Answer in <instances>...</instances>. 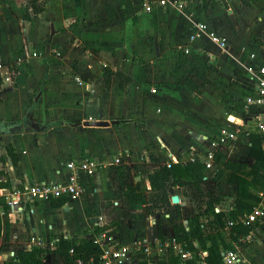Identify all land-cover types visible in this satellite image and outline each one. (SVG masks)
<instances>
[{"label": "crops", "instance_id": "crops-1", "mask_svg": "<svg viewBox=\"0 0 264 264\" xmlns=\"http://www.w3.org/2000/svg\"><path fill=\"white\" fill-rule=\"evenodd\" d=\"M43 1V10L34 15L27 0H0L1 71L11 68L13 73L0 86V123L20 122L37 98L29 118L54 124L44 132L25 127L10 134L14 165L0 142L1 264L14 260L21 249L53 248L60 237L90 239L110 229L119 230L118 240L123 237L130 244L146 221V229L155 223L141 202L129 210L131 217H124L121 194L133 179L147 185L148 173L160 166L184 165L196 156L202 162L207 143L222 129L236 124L252 131L257 118L264 119V105L245 104L252 84L243 69L250 54L254 63L264 64V47L248 41L250 33L264 37V0H216L211 7L202 3L203 9L191 0L184 10L153 4L150 12L144 11L143 0ZM245 16L256 20L252 28ZM197 22L224 36L228 48L218 49L205 36L190 42ZM170 51L176 54L174 60L166 57L171 58ZM103 68L128 82L120 88V81L112 78L105 88ZM82 70L88 81L77 76ZM196 72L205 76L204 83ZM188 79L197 89L187 86ZM231 143L228 149L227 143L220 146L227 159L252 162L247 138L239 136ZM83 159L95 167L91 175L80 174L84 191L78 199L56 209L49 201L29 200L20 208L6 203L14 188L64 182L65 163ZM231 187L227 185L233 193ZM172 191L170 197L178 201L171 208L189 200L181 189ZM231 204L219 208L226 213ZM110 205L114 227L106 222ZM160 211L161 219L170 218L169 212ZM163 225L167 228L168 220ZM225 233L224 248L237 250L249 264H264V223L246 243L232 241L227 229ZM49 257V264H55L53 257L64 264L58 254Z\"/></svg>", "mask_w": 264, "mask_h": 264}, {"label": "trees", "instance_id": "trees-1", "mask_svg": "<svg viewBox=\"0 0 264 264\" xmlns=\"http://www.w3.org/2000/svg\"><path fill=\"white\" fill-rule=\"evenodd\" d=\"M27 5L34 15L40 13L45 2L43 0H27ZM206 6V5H205ZM197 78L204 83L206 78L204 75L196 72ZM103 85L109 88L112 78L118 79L119 87H123L124 82H128L129 78L122 74L111 71L109 68L102 70ZM2 79L0 77V86ZM186 84L191 89H197V85L190 79L186 80ZM248 152L247 156L251 159V163L243 161H231L226 155L216 150L214 152V164L217 166L218 172L223 174L226 184L236 186V196L231 204V210L223 213H216L214 207L221 201V198L212 192L204 194L202 183L205 178L204 165L199 160L188 161L184 165L180 163H171L169 165L160 166L149 172L147 175V186L144 181L140 180L134 184L126 186L122 191V206L124 217H130L129 210L137 203L141 202L145 205V214L153 215L155 212L170 206L169 190L174 187H189L194 194L207 198L204 202L205 210L203 214L211 216L208 224L201 222L203 214L197 213L188 220V225L183 223L174 225L173 237L177 245H179L185 253L191 255L190 258H183L181 262L178 258L171 257L168 261L156 264H196L201 261L203 264H223L220 255L221 247H228L224 244L218 231L210 230L205 234L204 229L208 226L217 224L222 230H225V223L229 220L236 219L237 216L251 212L260 202L258 192L264 187V134L251 132L248 134ZM5 155L10 159L12 164H16L17 156L11 143L5 146ZM69 199L62 196L49 200L50 207L53 209L62 207ZM179 215V206L175 205ZM106 222L109 227L116 225L115 210L110 205L106 211ZM1 224V217H0ZM254 229L235 225L229 228L228 236L232 241H237L239 237L246 236ZM160 235V228H159ZM163 233V230H162ZM72 253H69V251ZM200 253L203 255L200 258ZM48 254H58L64 264H74L75 259H81L84 262L92 260L95 264L99 263L100 250L93 240L86 238L60 237L55 242L54 247L47 248L31 247L21 249L17 252L14 260L5 264H44V260Z\"/></svg>", "mask_w": 264, "mask_h": 264}, {"label": "built area", "instance_id": "built-area-1", "mask_svg": "<svg viewBox=\"0 0 264 264\" xmlns=\"http://www.w3.org/2000/svg\"><path fill=\"white\" fill-rule=\"evenodd\" d=\"M191 0H143V9L145 12H150L152 10L153 4L160 8L172 7L176 10H184ZM191 34L189 35V41L192 42L200 36H205L209 42H211L218 49L226 50L228 48V40L224 36H219L214 34L205 23L197 22L191 27ZM184 54H188L187 49L182 50ZM255 57L253 54L249 55V62L244 66V71L246 73L247 79L252 84V93L247 94L245 97V104L247 106L260 107L264 105V64L254 63ZM0 64V77L2 79V84L5 79H3V73L1 71ZM8 73V69H5ZM8 80V79H7ZM151 93H156V89L152 88ZM256 125L252 131H244L241 129L242 125H236L228 127L226 130H221L220 133L211 139L207 143V150L204 155V160L202 161L204 168L206 170H211L214 165V152L220 150V146L225 145L227 142H234L239 136H244L248 139V134L251 132L264 134V119L258 117ZM229 122V120H228ZM195 159L191 160L194 161ZM67 169L66 179L62 183H50L46 181L33 182L30 186L24 187V189L19 190L14 188L6 195V203L12 207H19L21 203H26L29 200L33 202H47L54 198L66 197L70 200L78 199L84 191L83 181L80 179V174L91 175L94 172V163L89 159H83L79 162L77 161H67L65 163ZM206 178V177H205ZM204 178V180H205ZM214 185V184H212ZM214 193V192H212ZM260 202L255 206L251 212L239 215L234 220H229L225 223V229L229 230L230 227L235 225H241L252 229L248 235L241 236L236 242L246 243L250 240L252 233L257 230V228L264 223V187L258 192ZM26 197V200L23 199ZM170 197V204H171ZM232 208L230 207L228 211ZM216 213L223 212L218 205L214 207ZM155 223H153L154 225ZM113 229L104 230L95 234L90 240H93L97 244L100 250V257L98 264H153L157 263L154 260H150L149 257L156 256L158 251L147 247L141 250L142 241L134 239L131 244H123L118 240V237L112 235ZM156 238V236H155ZM157 240V238H156ZM135 243H138L136 247ZM156 248L160 245L156 241ZM165 247H176L178 246L173 237V232L169 238L166 239ZM35 247V246H32ZM69 253H72L70 250ZM220 255L223 264H249V261L241 256L237 250H232L228 248H220ZM185 258H189V254L184 255ZM45 262V260L43 261ZM74 264H95L92 260L84 262L81 259H75Z\"/></svg>", "mask_w": 264, "mask_h": 264}, {"label": "rangeland", "instance_id": "rangeland-1", "mask_svg": "<svg viewBox=\"0 0 264 264\" xmlns=\"http://www.w3.org/2000/svg\"><path fill=\"white\" fill-rule=\"evenodd\" d=\"M208 3V7H211L212 5H214L216 3V0H198V3L200 4L201 8L203 9L202 3ZM138 3V2H137ZM229 16V15H228ZM247 25L252 28L253 27V21L256 22V20H253L251 22V18L245 16L244 17ZM225 20V17L222 15V21ZM210 28L212 29V26L210 24ZM257 36V37H256ZM263 38V39H262ZM241 39V36H239V40ZM264 37H262V35H255L254 33H250V38H249V42L252 44L255 43L257 46L259 47H264ZM171 55L170 56L166 55V57L168 58V60H174L176 54L175 52H169ZM239 56V55H238ZM237 56V57H238ZM194 68V67H193ZM8 75L12 76L13 73L11 72V68L8 69V73L7 72H3V77H8ZM79 77H81V79L83 81H88V78L85 74V70H82L81 72L78 73ZM185 81V80H184ZM6 83V82H5ZM9 83V82H7ZM0 142H2V136L0 135ZM233 144L231 142H227V149L230 147V145ZM241 154V153H240ZM195 160H199V157L196 156ZM243 162H247L246 159L242 160ZM204 174H205V180H203L202 183V188H204V194H207V192H214L216 195H218L221 198V201L217 204L219 205V207H221L222 209L224 208L225 210L227 209V207L229 206V204H231V202H233L235 196H236V186L234 185H230L232 186L230 188V190L232 189L233 193L231 191H229L227 188V184L224 181V176L223 174L219 173L217 170V166L214 164L213 167L211 168V170H206L204 168ZM133 184L138 182V181H134V179L132 180ZM214 184V185H212ZM144 186H147L146 184ZM174 188H178V187H174ZM173 188H171L169 190V194L172 195L174 194V192L172 191ZM181 189L180 194L184 197H188L189 200H186L183 202V204L179 205V215H177V210L173 207L171 208V206L167 207L164 209V212H169L170 218H164L161 219L160 218V214L162 211H157L153 214L154 219H155V224L151 225L149 229H146V225H148V222L146 221L144 224V229L142 228V230L139 231V234L137 235V239L140 240H144L142 241L143 245L141 246V250L144 249V247H147L149 249H153V250H161V252L158 251L156 256H152L149 257L150 260H154V262H161V260L163 259L165 262L168 261L171 257H176L178 258V261L181 262L184 257L185 253L183 251V249L178 245L175 248L174 247H165L164 244L166 243V239L169 238V236L171 235V229H173L174 225L179 224L180 222L184 224V226L188 225V220L195 214H197V212H201V214H203L204 210H205V201L207 200V198H203L200 197L196 194L193 193L192 190L189 189V187H183V188H178ZM232 193V194H231ZM130 214V213H129ZM131 217V215H130ZM127 218V217H126ZM141 217L137 216L136 221L137 223H139L141 221L140 219ZM163 220H168V227L165 228V225H163ZM201 222H203L204 224H208V221L211 220V216L208 215H202L201 216ZM167 224V223H166ZM214 226H206L204 229L205 234H207L210 230L213 229V231H218L219 235L221 236L222 240H224V236L226 235L225 230L221 229L220 227H218L217 224H213ZM159 228H160V235H159ZM163 230V233H162ZM173 231V230H172ZM119 232V230H117V233ZM115 233V234H114ZM114 233L112 232L113 236L118 237L116 231H114ZM157 240H156V238ZM122 243L123 244H127V240L124 239L122 237ZM156 241L158 243H160V245L156 248ZM2 243V241H0V244ZM131 244V243H130ZM129 244V245H130ZM138 243H135L136 247H138L137 245ZM49 247L48 245L45 247H41V248H47ZM51 247V246H50ZM51 254H48L46 256V260L44 262V264H49V259L51 260V258L49 257ZM203 254L200 253V258ZM191 257V255L189 254V258ZM53 262L55 264H59L60 259H58L57 257H53L52 258ZM202 263L201 261H198L196 264H200ZM1 264V263H0ZM156 264V263H153ZM203 264V263H202Z\"/></svg>", "mask_w": 264, "mask_h": 264}, {"label": "water", "instance_id": "water-1", "mask_svg": "<svg viewBox=\"0 0 264 264\" xmlns=\"http://www.w3.org/2000/svg\"><path fill=\"white\" fill-rule=\"evenodd\" d=\"M41 90H39L37 96H39V94L41 93ZM37 101V98H35V100L33 101V104L30 108H28L25 116L22 118V120L20 122H17L15 124H4V123H0V135L2 136V140L5 143V145H7L9 143V136L10 134H12L15 130H22L23 128H31V130H33L34 132H44L45 130H47L48 128H51L54 124H39L33 120H31L29 118L30 113L32 111V109L35 106V103ZM116 121L111 122V124H115ZM85 125L87 126H103L105 125V123L103 122H86ZM137 181H139V178L136 179ZM178 201V198L176 196H172L171 197V202L173 204H176Z\"/></svg>", "mask_w": 264, "mask_h": 264}]
</instances>
